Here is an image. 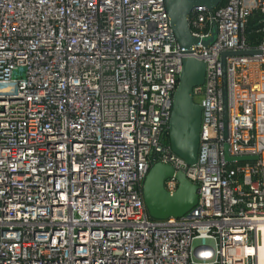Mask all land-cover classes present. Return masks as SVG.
<instances>
[{
  "label": "built area",
  "instance_id": "built-area-1",
  "mask_svg": "<svg viewBox=\"0 0 264 264\" xmlns=\"http://www.w3.org/2000/svg\"><path fill=\"white\" fill-rule=\"evenodd\" d=\"M256 12L264 0L194 8L199 42L185 53L166 0H0V264H264ZM253 26L264 32V18ZM224 52H245L226 57L227 124ZM186 55L206 63L194 88L203 106L194 165L168 142ZM226 145L257 159L228 161ZM158 162L198 185L199 202L180 218L149 215L143 185ZM165 188L174 194L179 181ZM197 238L216 247L195 251Z\"/></svg>",
  "mask_w": 264,
  "mask_h": 264
},
{
  "label": "water",
  "instance_id": "water-1",
  "mask_svg": "<svg viewBox=\"0 0 264 264\" xmlns=\"http://www.w3.org/2000/svg\"><path fill=\"white\" fill-rule=\"evenodd\" d=\"M223 0H166L171 26L175 32L179 45L185 53L199 42L193 37L189 25V15L196 7L217 8ZM217 35L214 25L211 36L203 40L206 46L213 43ZM245 52H224L223 64V101L224 120L227 124V74L226 57ZM206 80V63L194 56L186 55L183 59L179 83L174 96L173 110L169 125V142L173 151L186 161L188 165L197 163L200 151L201 129L203 122V106L195 100L194 88L204 84ZM228 131L225 130L227 137ZM228 161L255 160V156L231 157L226 145ZM175 177L179 181V188L170 194L165 188V181ZM143 197L149 215L155 220L180 218L189 212L199 202L198 185L193 183L185 171L176 170L173 166L158 162L148 172L143 185ZM216 247L212 238H197L193 241V250L200 246ZM195 261L197 257L193 256Z\"/></svg>",
  "mask_w": 264,
  "mask_h": 264
},
{
  "label": "trees",
  "instance_id": "trees-1",
  "mask_svg": "<svg viewBox=\"0 0 264 264\" xmlns=\"http://www.w3.org/2000/svg\"><path fill=\"white\" fill-rule=\"evenodd\" d=\"M263 18L264 14L261 12H256L250 17L248 31L250 33L249 38L251 41H259L264 37V32H256L257 27L253 26L258 20Z\"/></svg>",
  "mask_w": 264,
  "mask_h": 264
},
{
  "label": "rangeland",
  "instance_id": "rangeland-1",
  "mask_svg": "<svg viewBox=\"0 0 264 264\" xmlns=\"http://www.w3.org/2000/svg\"><path fill=\"white\" fill-rule=\"evenodd\" d=\"M196 100L198 101L199 99L196 98Z\"/></svg>",
  "mask_w": 264,
  "mask_h": 264
}]
</instances>
